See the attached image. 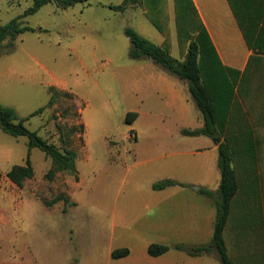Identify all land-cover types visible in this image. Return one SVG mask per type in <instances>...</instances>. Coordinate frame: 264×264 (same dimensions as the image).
Listing matches in <instances>:
<instances>
[{
    "label": "rangeland",
    "instance_id": "obj_1",
    "mask_svg": "<svg viewBox=\"0 0 264 264\" xmlns=\"http://www.w3.org/2000/svg\"><path fill=\"white\" fill-rule=\"evenodd\" d=\"M139 1L124 11L111 8L124 0H88L67 9L50 2L21 19L32 30L11 47L5 42L0 102L21 117L43 107L26 125L61 151H76L79 173L56 169L49 179L52 159L32 149L34 175L16 184L14 196L26 219L15 224L12 205L0 200V263L26 260L12 248L19 239L40 264H72L76 255L79 264H108L110 247L121 240L139 252L132 224L147 205L143 199L155 193L153 183L170 171L166 146L181 138V127H194L199 114L190 99L189 117L180 118V102L158 85L162 75L179 77L150 57L130 55L127 27L144 22L152 28L149 19L167 26L175 17L166 0H155L159 14L150 0ZM32 4L0 0V25ZM132 111L139 117L129 121ZM28 150L26 136L0 129V181L12 166L25 165Z\"/></svg>",
    "mask_w": 264,
    "mask_h": 264
},
{
    "label": "crops",
    "instance_id": "obj_2",
    "mask_svg": "<svg viewBox=\"0 0 264 264\" xmlns=\"http://www.w3.org/2000/svg\"><path fill=\"white\" fill-rule=\"evenodd\" d=\"M150 1L159 14L162 7L155 4V0ZM166 1L175 10V17L173 13L174 19L167 26L149 19L152 28L139 22L135 30L158 45L168 46L175 58L183 60L192 39H186L181 46L176 0ZM181 1L188 7L190 23L186 20V29L192 30L194 39L202 38L208 49L203 80L212 96L218 135L231 147L238 181L223 233L226 249L234 264H264V0ZM158 85L180 102L179 116L187 119L191 109L188 103L193 99L187 81L162 75ZM195 105L199 112L197 124L181 127V138H175L166 146L167 155L172 157L166 178L179 184L156 190L143 199L147 205L136 221L131 222V229L138 235L135 243L140 246L139 252L131 241L121 240L110 247L108 264H223L215 248L200 255L177 248V245L211 244L217 217L215 197L200 190L206 188L218 195L222 177L218 144L210 135L183 133V129L205 126L204 115L196 102ZM15 186L6 173V179L0 181V200L5 199L12 205L11 218L17 224V220L22 217L25 220L26 215L17 213ZM19 241L14 242L12 248L21 251L20 255L26 260L0 264H40L31 262L28 248L22 246V239ZM152 243L166 244L170 249L152 256L148 252ZM123 247H128L130 254L113 258V250ZM79 262L80 257L74 256L72 264Z\"/></svg>",
    "mask_w": 264,
    "mask_h": 264
},
{
    "label": "trees",
    "instance_id": "obj_3",
    "mask_svg": "<svg viewBox=\"0 0 264 264\" xmlns=\"http://www.w3.org/2000/svg\"><path fill=\"white\" fill-rule=\"evenodd\" d=\"M88 0H33L32 6L27 8L23 14L11 19L9 22L0 25V53L3 52L5 42L8 40V45L11 47L14 40L23 32L32 30L31 27L22 25L21 19L28 15L36 13L42 6L55 2L63 9H67L78 3H83ZM139 0H124L123 4L111 6L116 10H126L129 5L136 4ZM194 9V7H193ZM188 7L181 0H176V21L179 40L181 46L187 39H192L189 42L188 50L185 59L179 60L175 58L168 46L158 45L149 39L140 35L135 29L127 27L126 35L131 41L132 47L130 55L133 58L147 56L152 58L156 63L161 64L170 73L177 75L180 79L187 81L193 99L198 108L202 111L205 118V126L198 129H183V133L187 135H210L219 147L218 164L221 170V182L216 197L215 193L209 189L201 188V193L211 197H215L217 206V217L215 223V231L213 241L209 245L188 246L177 245V248L187 251L192 255H200L204 252H209L215 248L219 253L223 264H234L230 259L226 245L224 242V228L230 212L231 201L238 190V181L235 170L232 165V150L227 142H224L219 137L217 128V119L215 109L212 104V96L209 89L203 80V68L207 60L206 44L202 38H193L190 28L185 27L188 19ZM55 101V96H52L49 104ZM43 107L34 111L29 117H21L14 107L6 106L0 102V129L13 136H26L28 138V154L25 165L16 164L8 172V177L16 184L21 185L24 180L31 178L34 175V169L31 161V151L33 148L41 149L47 157L52 159V168L48 172V178L52 179L55 170H61L70 174H77V152L74 150L61 151L55 144L50 143L43 138L37 130H32L26 125V121L37 115ZM138 117L135 111L129 112L127 120L134 121ZM179 184L176 180L166 178L153 183V189L160 190L169 186ZM170 246L166 244L152 243L148 247V252L152 256H159L166 253ZM130 254L128 247L117 248L112 252V257L115 259L126 257Z\"/></svg>",
    "mask_w": 264,
    "mask_h": 264
}]
</instances>
